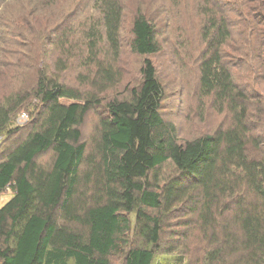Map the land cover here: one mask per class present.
<instances>
[{"label":"trees","instance_id":"obj_1","mask_svg":"<svg viewBox=\"0 0 264 264\" xmlns=\"http://www.w3.org/2000/svg\"><path fill=\"white\" fill-rule=\"evenodd\" d=\"M227 2L221 5L223 18H213L217 36L210 39L200 62L202 91L233 113L226 130L178 142L175 128L162 116L165 91L149 57L128 94L104 104L106 115L99 121L91 155H87L81 127L88 113L102 106L99 97L83 95L48 77L42 68L37 69V82L31 86L0 94L1 146L6 144L0 160V196L8 188L14 193L0 207V264H111V257L121 253L126 264H154L158 254L175 250L162 245L165 219L183 205L195 217L202 238L210 240L222 233L225 246L208 248L205 264H229L224 258L227 253L238 258L234 264H264L262 141L255 142L249 134L248 109L239 103L245 97L222 53L233 36L231 14L263 17L264 0H237L242 13L233 0ZM95 6L100 8L111 56L109 67L99 54L97 40H103V34L98 24L91 33L94 36L89 33L88 46L91 66L100 76L97 84H103L100 91L119 81L114 63L122 47L123 6L120 0H95ZM246 24L249 27L251 21ZM260 31L252 26L248 35L240 34L252 45L258 43ZM132 33L131 47L138 55L161 50L156 24L141 12ZM252 50L250 61L259 57L258 48ZM262 63L261 59L256 66L261 68ZM34 98L42 104L34 115L38 128L23 140L8 142L22 128L15 122L23 112L19 110ZM51 150L52 165L40 166L37 157ZM168 161L177 174L152 189L150 172ZM86 163L91 167L84 173ZM96 169L100 173L93 184L96 197L93 202L80 201L81 186L91 183ZM131 214H135L133 242ZM229 219L235 228L231 229Z\"/></svg>","mask_w":264,"mask_h":264},{"label":"rangeland","instance_id":"obj_2","mask_svg":"<svg viewBox=\"0 0 264 264\" xmlns=\"http://www.w3.org/2000/svg\"><path fill=\"white\" fill-rule=\"evenodd\" d=\"M233 1L237 5V0ZM120 2L123 6L122 47L120 56L114 63L119 81L108 84L107 88L99 91L103 84H97L100 76H96V69L91 66L89 56L92 52L88 46L91 42L89 33L93 29L95 33L98 24L103 34V40H97L99 54L105 60L106 66L110 67L108 62L111 56L100 8L95 6V0H0V94L10 88L31 86L33 82H37V69L42 68L48 77L78 89L83 95L90 97L93 94L99 97L102 106L92 109L81 127L82 141L87 144V155H91L95 152L99 121L106 115L104 104L114 97L123 98L128 94V89L140 79V69L145 58L149 57L157 67L158 77L165 91L162 116L169 126L175 128L178 142L229 128L233 113L226 106L221 108L219 101L212 95H205L200 85L202 56L209 48L210 39H216L217 36L212 21L214 17L218 20L223 18L221 5L227 0ZM253 4L254 2L251 5ZM237 9L242 13L241 4L237 5ZM139 12L156 24L161 46L156 54L140 56L132 50V27ZM243 15L231 14L230 23L234 26L229 28L233 29V36L222 47V53L224 61L233 69L235 80L244 94L245 98L239 103L248 109L249 134L255 142L262 141L261 156L264 157V66H256L261 59L264 64V16L254 19L253 14ZM246 20L251 21L249 27L246 26ZM252 26L260 28L261 31L258 43L255 41L251 45L243 41L244 35L240 31L248 35ZM253 47L258 48L255 51L259 57L250 61L253 52L250 49ZM59 59H62L64 65L59 63ZM38 106L41 107L42 104L34 98L32 103L19 110L26 111L30 119L22 124V128H18L19 132L8 142L23 140L29 132L38 128L34 120ZM3 140L4 136L0 135V160L3 159L6 145L1 146ZM53 159L54 152L51 150L39 155L36 160L40 166L49 168ZM90 167L86 163L82 166V172L89 171ZM176 174L173 163L168 161L151 171L148 181L153 185L152 189H157L158 185L162 186ZM99 175L96 169L91 183L82 177L90 184L81 186L83 189L80 190V201H94L97 190L93 184ZM13 195V190L8 188L0 196V206ZM179 211L167 216V232L162 236L164 249L174 247L175 250L171 254H158L154 264H205L204 254L208 248H221L224 245L222 233L210 240L202 238L199 224L195 225V217L188 214L190 209L183 205ZM130 218V240L133 242L136 238L133 235L135 214H131ZM220 220L224 221L222 217ZM229 223L231 229L235 228L234 221L229 219ZM224 258L229 264L238 260L234 254L229 253ZM111 264H126L123 253L112 256Z\"/></svg>","mask_w":264,"mask_h":264},{"label":"built area","instance_id":"obj_3","mask_svg":"<svg viewBox=\"0 0 264 264\" xmlns=\"http://www.w3.org/2000/svg\"><path fill=\"white\" fill-rule=\"evenodd\" d=\"M29 119H30V115L26 111H23L18 115L15 122L17 125H22L26 123Z\"/></svg>","mask_w":264,"mask_h":264},{"label":"crops","instance_id":"obj_4","mask_svg":"<svg viewBox=\"0 0 264 264\" xmlns=\"http://www.w3.org/2000/svg\"><path fill=\"white\" fill-rule=\"evenodd\" d=\"M2 205H3V204H2ZM2 205H1V206H2ZM1 206H0V207H1Z\"/></svg>","mask_w":264,"mask_h":264}]
</instances>
